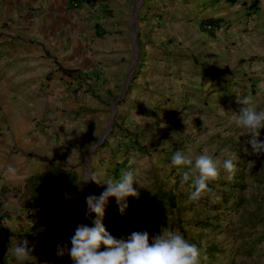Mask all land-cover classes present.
Returning a JSON list of instances; mask_svg holds the SVG:
<instances>
[{
  "label": "rangeland",
  "instance_id": "obj_1",
  "mask_svg": "<svg viewBox=\"0 0 264 264\" xmlns=\"http://www.w3.org/2000/svg\"><path fill=\"white\" fill-rule=\"evenodd\" d=\"M67 1L68 8L64 3L60 12H69L68 22L73 21L75 30L79 29L74 33L75 66L89 61L101 68L104 78L99 88H92L87 77L78 72L68 74L74 70L63 63L56 69L60 74L42 76L34 93L38 107L24 112L27 124L32 125L28 132L41 134L37 137L41 142L25 155L33 158L35 172L19 178V183L10 177L6 184L9 198L16 192L21 195L20 206L25 208L20 219L26 215L37 218L26 232L13 230L8 247H14L20 236L21 241L28 239L30 246L35 243L37 264H72L70 257L56 255V246L60 242L70 245L78 223L92 226L84 218L85 197L99 195L106 187L91 181L83 184L85 172L92 169L98 176L119 179L131 169L145 188L137 186L139 198H127L123 215L115 197L109 198L103 222L113 236L126 237L143 230L156 234L165 228L197 244L201 264H264V153L251 154L246 130L237 127L233 119L243 107L237 102L238 95L250 96L257 110L264 108V37H251L250 43L238 38V33L245 32L244 22L228 18L237 13L243 18L245 1L236 2L222 17L221 30L234 29L237 38L220 48L225 63L218 67L206 64L198 70L185 67L179 53L169 60L157 56L164 49L192 53L200 46L199 40L191 39L193 27L196 31L206 29L195 18L189 19L200 10L191 11L187 6L179 13L172 10L164 26L170 38L162 43L158 38L164 30L159 21L161 0ZM257 1L256 18L261 17L264 23V0ZM45 12L48 10L43 9L42 14ZM96 19L106 30L99 41L92 31ZM56 33L58 36L57 31L52 32L55 39ZM50 51L56 64L58 53L53 48ZM205 51L207 48L199 47L193 55L204 57ZM210 57L215 61V54ZM209 60L208 54L202 59ZM66 85H71L70 89L66 90ZM260 139L264 141V129ZM12 148L14 145L9 150ZM177 150L193 157L207 150L221 161L231 158L235 171L229 174L221 169L219 178L209 182V193L192 200L188 184H181L187 169L171 162ZM40 152L44 153L42 159L53 161L56 172L71 174L73 181L62 202L43 203L37 211L39 205L33 204L38 200L32 199L30 182L44 169L36 161ZM16 154V150L10 153L18 161ZM13 161L8 160L10 165ZM92 216L95 218L94 213ZM41 222L49 223L40 228ZM8 256V264H15L7 250Z\"/></svg>",
  "mask_w": 264,
  "mask_h": 264
},
{
  "label": "crops",
  "instance_id": "obj_2",
  "mask_svg": "<svg viewBox=\"0 0 264 264\" xmlns=\"http://www.w3.org/2000/svg\"><path fill=\"white\" fill-rule=\"evenodd\" d=\"M190 1L198 4L190 3ZM231 1L232 4L230 5ZM242 1L161 0V3L158 2V5L163 13L161 16L162 20L159 21H162L164 30L160 32L158 38L162 43H164L165 39L170 38V32L164 26L168 24L172 10H177L179 13L185 6L191 11L200 10L195 17L189 16V19L195 18L194 21L201 24L202 27L205 26L207 22L204 23V21L208 18L218 19L219 26L217 30L213 27V31L211 32L208 30L196 31L194 30L196 28L193 27L191 39L199 40L200 44L198 43L197 47L200 45V48H207V51L204 52V57L203 54H198L199 56L193 55V52L195 53L199 47L194 48L195 50L192 53L189 51L176 52L174 50L168 52L164 49L163 54L157 57L169 60L170 56L176 57L178 56L177 53H179L185 59L182 61L185 67H188V65L190 67L196 66V70H198L197 67L205 68L206 64L218 67L219 63H225L221 58L222 55L219 54L220 48L230 39L234 38L237 41V38L235 37L236 32L234 29L231 32L226 29L224 31L221 30L222 17L234 9L233 5H236V2L241 4ZM244 1L243 18H239L241 13L229 16L228 18L233 19L234 22H244L245 32L243 34L238 33V38L242 36V40L249 41L250 43L252 41L251 37H264V23L261 17L256 18L255 11L259 5L257 4L258 1ZM63 5L68 8V1L0 0V264H8L9 262L10 256H8L9 258L6 257V254L9 249L8 242L12 239L13 230H18L19 234L23 231L26 232L28 227L35 224L33 220L37 218L33 216L27 217L26 215L24 220L20 219L19 214L22 211L21 209L25 208V206H20L21 195L19 192H16L14 196L9 198L6 195V184L10 177H12L13 182L19 183V178H28L34 175L35 171L32 169L33 164H31L33 158L26 157L25 155L28 151L27 149L33 148L37 143L41 142V134L33 130L28 132L31 124H27L24 114L32 107L33 109L38 107V105H34L36 102L34 93L39 87L42 76H48L46 74L49 72L60 74L61 72L56 69L57 66H61V63H63L69 64L70 66L68 67L74 70L67 72L68 74L78 72L81 76L87 77L92 88H99L102 84V78H104L101 68L91 64L89 61H84L83 64L75 66V58L73 56H75L76 42L74 33L76 30L79 31V29L76 28L75 30L73 21L68 22L66 15H69V12H60ZM100 7L102 8V6ZM43 9L48 10L44 15L42 14ZM152 18L156 19L155 16ZM96 21L97 24L92 23V31L95 36L94 39L99 41L103 39L102 37L105 35L106 30L104 25L99 24V20L96 19ZM152 23L155 22L152 21ZM56 31L59 35L57 36L56 33L57 37L55 39L52 36V32ZM201 41L203 42L202 44ZM170 45L171 43H168V49H170ZM52 48L58 53V59H54L56 64L50 55ZM232 52L235 53L234 50ZM207 54L210 58L208 63L207 61H202V59L207 58ZM212 54L216 56L215 61H212L210 57ZM104 55L107 58V54ZM158 62L160 63V61ZM65 87L68 90L71 85H66ZM125 101L126 99L122 100L120 104H123ZM39 136L40 138H37ZM13 145L14 149L9 150ZM15 150L18 161L14 159L13 155H10ZM20 153L22 154L21 158ZM43 154V152L36 153L38 156L36 161L44 165L41 175L49 176L55 171L51 164L53 161L48 160L50 162L48 163L45 159H42L44 158ZM10 159L14 160L11 165L8 162ZM15 162H18L17 165H15ZM50 169L53 170L48 171ZM31 196H33L32 199L38 200L37 204L32 203L33 205H39V208H36L37 211L42 210L43 203L52 202V199L49 197H45L43 202L40 201L32 191ZM48 223L41 222L39 225L37 223V225L43 228V225H47ZM15 240L21 241V237L19 236Z\"/></svg>",
  "mask_w": 264,
  "mask_h": 264
},
{
  "label": "clouds",
  "instance_id": "obj_3",
  "mask_svg": "<svg viewBox=\"0 0 264 264\" xmlns=\"http://www.w3.org/2000/svg\"><path fill=\"white\" fill-rule=\"evenodd\" d=\"M237 102L243 107L233 116L235 124L246 130L251 154L264 153V141L260 139L261 130L264 129V108L257 110L248 95H238ZM171 162L187 169L182 174L181 184H188L191 189L189 198L192 200H198L209 190V182L219 178L221 169L229 174L235 171L233 159L221 161L207 150L195 157L177 150ZM137 177L138 173L131 169L119 179L98 176L94 170L88 169L83 184L91 181L106 186L99 195L89 194L85 197L87 209L84 218L90 220L92 226L83 222L75 225L74 235L69 238L70 245L58 243L56 255L70 257L72 264H201L200 247L178 231L165 228L156 234L147 230L134 231L126 237L116 238L106 229L103 221L109 198L115 197L118 211L123 215L128 207L127 198H139L138 187L145 188ZM35 247V243L30 246V241L24 238L14 247H9L8 253L15 264H37L38 258L33 254Z\"/></svg>",
  "mask_w": 264,
  "mask_h": 264
},
{
  "label": "trees",
  "instance_id": "obj_4",
  "mask_svg": "<svg viewBox=\"0 0 264 264\" xmlns=\"http://www.w3.org/2000/svg\"><path fill=\"white\" fill-rule=\"evenodd\" d=\"M206 22L213 27L219 26L218 19L208 18L204 21V23ZM208 31L211 32L213 29ZM72 181L73 176L71 174L53 171L49 176L39 175L36 176L35 180H31V191L36 195L41 192L43 196L49 197L52 201L58 203L64 199V193ZM208 189L205 191L206 193H209L210 185H208Z\"/></svg>",
  "mask_w": 264,
  "mask_h": 264
},
{
  "label": "built area",
  "instance_id": "obj_5",
  "mask_svg": "<svg viewBox=\"0 0 264 264\" xmlns=\"http://www.w3.org/2000/svg\"><path fill=\"white\" fill-rule=\"evenodd\" d=\"M204 27L206 30L213 29V26L210 23H206ZM36 196L42 202H43V199H45V196H43V194L41 192H38Z\"/></svg>",
  "mask_w": 264,
  "mask_h": 264
},
{
  "label": "water",
  "instance_id": "obj_6",
  "mask_svg": "<svg viewBox=\"0 0 264 264\" xmlns=\"http://www.w3.org/2000/svg\"><path fill=\"white\" fill-rule=\"evenodd\" d=\"M133 11H134V12L136 11V6L133 8ZM133 19H134V13H133V16H132V18H131L130 25H132V23H133Z\"/></svg>",
  "mask_w": 264,
  "mask_h": 264
}]
</instances>
